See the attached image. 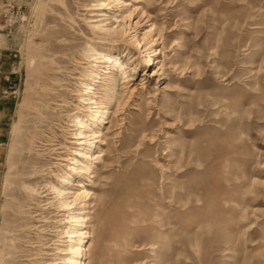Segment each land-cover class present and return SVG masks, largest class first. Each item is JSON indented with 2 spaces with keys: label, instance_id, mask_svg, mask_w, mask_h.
I'll return each mask as SVG.
<instances>
[{
  "label": "rangeland",
  "instance_id": "rangeland-1",
  "mask_svg": "<svg viewBox=\"0 0 264 264\" xmlns=\"http://www.w3.org/2000/svg\"><path fill=\"white\" fill-rule=\"evenodd\" d=\"M176 1L0 0V52L17 77L0 180L2 262L63 264L56 222L66 214L49 184L67 171L60 159L86 148L91 159L78 160L90 170L70 186L76 214L89 218L85 264H264V0ZM97 24L123 34L104 39ZM61 30L73 35V56L59 53ZM88 46L126 64L116 88L125 104L84 144L51 89L74 113Z\"/></svg>",
  "mask_w": 264,
  "mask_h": 264
},
{
  "label": "bare ground",
  "instance_id": "bare-ground-1",
  "mask_svg": "<svg viewBox=\"0 0 264 264\" xmlns=\"http://www.w3.org/2000/svg\"><path fill=\"white\" fill-rule=\"evenodd\" d=\"M176 4L180 5L183 3L181 0H177ZM94 29H96L98 31L99 35H103L102 38H104V39H113L117 36V34H123V33H120V32L114 31V30H110V29L103 30V27L98 26V24L94 26ZM56 33H57V36L55 37V40L59 41L58 42L59 49H60L59 53H62L63 56L65 55L64 52L71 53L70 56H73L74 53H77L76 50H79V49L77 48L76 45L71 43V39L73 38V35L71 32H69L68 30H63V31L61 30L60 32H56ZM80 52L82 53V56L85 59H87L89 62H88V67L82 68L79 71L78 79L76 78L77 79L76 81H78V82H76V86H74V87L77 88V90H74V92L76 91L75 94L73 93V96L77 99V104H75V108H74L75 112L72 114H69L71 112L69 110L70 102L66 97L67 95L64 96V94L59 92L58 88H56V89L52 88L51 89V91L54 92L51 96V101L56 102V104H57L56 106H60V109L63 110V113L65 114L67 119L71 120L69 122L72 124V126L76 127L77 133L72 134V135H74L77 138V140H83V143L86 144L87 140H89L92 137H95L96 134L101 133V131L95 132L94 128L95 127L100 128L106 124V123H104V120H106V118H104V116H106L108 114V110H110V107L115 106V110L112 113V116H114L117 113V111L120 109V107H122L125 104L121 98L117 97L118 93H117L116 88H117V84H119L120 81H124L126 79V77H125L126 72L124 70V66L126 64L123 65V63H121V58L116 57V56L114 57L112 55V52L108 49H97V48H94L92 46H88V47H86V49H84ZM91 59H94V61L95 60L107 61L110 63V66L106 68V71L101 72L100 69H102V68H100L97 65H93L91 63L92 61H90ZM55 60L56 59H54V61ZM32 62H33V60H32ZM32 62H29V63H32ZM55 64H57V63H55ZM78 64H82V63H78ZM63 65H64V63H63ZM63 65H59V66L63 67ZM50 67H51V65H50ZM54 69H57V68H54ZM114 70H116L115 73H114ZM55 71H53V72H55ZM30 72H29V74H30ZM37 72H39V71H37ZM34 73H36V72H34ZM60 73H62V71ZM31 74H33V72ZM31 74H30V76H31ZM42 74L43 73H41V75ZM32 76L36 77V76H34V74ZM53 78H55V77H53ZM49 79H51V78H49ZM30 81L31 80H29V83H30ZM45 83H47V82H45ZM48 83H51V80ZM30 85H34V83L30 84ZM51 85L53 86V84H51ZM57 87H59V86H57ZM25 88H27L26 85H25ZM60 88H62V86ZM44 89H45V85H44ZM28 92L26 91L27 94H28ZM44 93H49V91L44 92ZM37 94H35V95H37ZM33 95H34V92H33ZM43 95L44 94H42V96ZM50 95L51 94H49V96ZM29 98H31V97H29ZM43 99L44 98H42V101H43ZM58 100H60V101H58ZM27 101H28V98H27ZM29 103L31 106V101ZM23 105H25V104L23 103ZM47 105H49V104H47ZM36 106H38V105L36 104ZM36 106L34 107L35 110L38 109ZM27 107L29 108V106H27ZM46 109H48V108H46ZM28 110H30V108ZM33 110L34 109H32L30 111L32 112ZM39 111H41V110H39ZM34 113L36 114V112H34ZM60 113L61 112L59 111V114ZM38 114H40V113H38ZM39 116H41V115H39ZM33 117H34V114H33ZM110 122H112V121H110ZM113 123H114V121H113ZM84 130L87 132H85ZM181 132H182V136H188L192 133L191 129H183V131H181ZM82 145H83L82 143H79L80 147H82ZM85 149H82V151ZM87 149H89V148H87ZM82 151L80 149L73 151V155H72L73 157L71 159H68V160L67 159H60V160L69 162V165L65 166V169L67 168V171L61 170V171H58L57 173H53L51 175V177L54 179L56 184L51 183L52 181L50 182L51 184H49V189L53 192V194L55 195V198L57 199V201H56L57 209H61V211L65 212V214H66L62 220H59L56 222V223H61L62 221H64V223L61 225V229L56 232L57 236H61L62 239L67 240L63 243L64 245L61 246L62 248H57V250L60 254L59 255L56 254V256H57L58 260L62 261L63 264H85L84 261L88 260V258H89L90 245L88 244V240L92 237L91 233H89L87 231L89 218H88V215H86L87 213H84L85 215L76 214L74 208L76 207V203H77L78 198H76V197L74 198L71 196L73 193L71 192V188H70V186H74L72 183V180L74 177L82 175V172L86 173L90 170V164L89 163H85L84 161L82 162V161L78 160V157H80V156L83 159H87V160L91 159V155H89L88 153H83L84 151L83 152ZM184 158H185V160H188L189 155H186ZM180 159L178 161H180ZM180 171H182V170H180ZM186 173L187 172L182 171V175H185ZM182 175L179 174V177ZM77 183L78 184L76 186H77V188H79L82 191L81 194L84 197H87L89 195V191L86 190V187L83 185L82 182H77ZM26 190L31 195L32 194L37 195L39 199L45 198V196H43L42 192H40V189H38V188L28 186V187H26ZM72 198H73V200H70ZM174 198L176 199V204H179L180 194L179 193L175 194ZM220 200H222V198ZM43 202H38L39 206L44 208L45 210H47L46 208H47V206L50 205V203H47L46 200H44ZM42 215L43 214L40 213V215H36V216H39V220H43L45 217ZM167 230L168 229H166L165 232L172 231V230H170V231L169 230L167 231ZM7 241H8V245H9V242L11 243V241H9V240H7ZM0 264H7V263L4 261L2 262V260H0Z\"/></svg>",
  "mask_w": 264,
  "mask_h": 264
},
{
  "label": "crops",
  "instance_id": "crops-1",
  "mask_svg": "<svg viewBox=\"0 0 264 264\" xmlns=\"http://www.w3.org/2000/svg\"><path fill=\"white\" fill-rule=\"evenodd\" d=\"M17 77L0 52V180L5 172L6 145L9 140L15 110V87ZM1 199V190H0Z\"/></svg>",
  "mask_w": 264,
  "mask_h": 264
}]
</instances>
